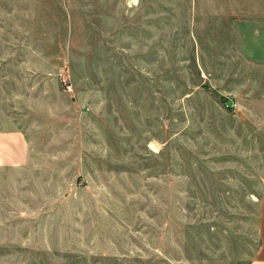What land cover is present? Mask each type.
<instances>
[{"label":"rangeland","instance_id":"374dc122","mask_svg":"<svg viewBox=\"0 0 264 264\" xmlns=\"http://www.w3.org/2000/svg\"><path fill=\"white\" fill-rule=\"evenodd\" d=\"M225 12V14H224ZM224 0H0V264H249L264 44Z\"/></svg>","mask_w":264,"mask_h":264},{"label":"crops","instance_id":"0c3cea01","mask_svg":"<svg viewBox=\"0 0 264 264\" xmlns=\"http://www.w3.org/2000/svg\"><path fill=\"white\" fill-rule=\"evenodd\" d=\"M228 1L229 0H224ZM236 2V17L252 19L254 43L264 44V0H230ZM225 14V12H224ZM28 144L20 131L0 132V168H18L27 160ZM260 246L249 264H264V200L261 205Z\"/></svg>","mask_w":264,"mask_h":264}]
</instances>
